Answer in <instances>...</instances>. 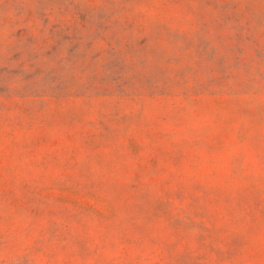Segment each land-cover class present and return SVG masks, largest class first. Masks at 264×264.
<instances>
[{
    "label": "rangeland",
    "instance_id": "374dc122",
    "mask_svg": "<svg viewBox=\"0 0 264 264\" xmlns=\"http://www.w3.org/2000/svg\"><path fill=\"white\" fill-rule=\"evenodd\" d=\"M0 264H264V0H0Z\"/></svg>",
    "mask_w": 264,
    "mask_h": 264
}]
</instances>
